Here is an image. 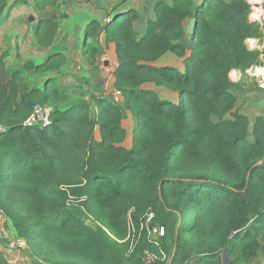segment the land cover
I'll return each mask as SVG.
<instances>
[{"label":"trees","instance_id":"16d2710c","mask_svg":"<svg viewBox=\"0 0 264 264\" xmlns=\"http://www.w3.org/2000/svg\"><path fill=\"white\" fill-rule=\"evenodd\" d=\"M25 1L0 0V16ZM33 1L41 11L59 2ZM145 10L142 31L134 8L84 28L93 36L103 27L115 45L114 86L138 123L130 147L113 100L63 107L55 78L30 87L17 70L2 80L0 58L1 241H24L35 264H250L264 248V117L239 112L230 75L260 62L246 42L261 30L252 4L158 0L153 16ZM58 17L39 20V45L53 43ZM84 46L96 64L98 49ZM167 53L184 70L154 64ZM65 61L55 52L25 68L56 71ZM39 104L52 107L50 122L28 124ZM151 211L165 230L155 239L144 225ZM0 264H11L1 250Z\"/></svg>","mask_w":264,"mask_h":264},{"label":"rangeland","instance_id":"374dc122","mask_svg":"<svg viewBox=\"0 0 264 264\" xmlns=\"http://www.w3.org/2000/svg\"><path fill=\"white\" fill-rule=\"evenodd\" d=\"M15 0L11 1L13 3ZM89 1L92 0H59L56 5H47L44 11L37 9L33 0H30L27 6H12L10 11L7 9L0 16V58L5 56V67L1 75V79L5 80L15 71H21V79L30 87H42L49 78H55L56 87L60 90L61 106L67 107L75 103L79 98L89 99L93 105L95 101L92 95L103 96L113 100L124 111L123 124L128 132L125 141L126 146H130L132 133L138 125L134 122L132 114L125 107V99L123 95L116 90L114 86V71L117 62L116 52L113 44L107 45L101 29L93 36H88L86 30L80 32L83 16L81 12H85L87 7H91ZM105 2V8L97 16V18L106 21L107 17L117 9H127L129 7H138L143 15H145V7L151 6L158 0H100ZM57 14L59 17L60 28L54 37L53 43L48 47L39 45L37 41V27L39 20L44 17H51ZM33 15L34 20L31 21L29 16ZM91 21V19H88ZM102 23V22H101ZM90 43L95 46L99 53L97 55L96 64H90L87 57L83 54L84 43ZM55 52H63L66 61L56 71L38 72L32 68H25V64L32 62L38 64L44 62L49 55ZM108 61V65H105ZM160 65H174L184 70L183 58L174 54L167 53L157 62ZM154 88L163 99L177 100V93L165 87L158 85H148ZM218 121L217 118H215ZM97 137H101L99 127L96 130ZM1 217V216H0ZM3 225L0 220V226ZM3 231V228L1 229ZM2 232L0 234V248L12 252L17 245H20L27 251L28 247L24 241L19 242H3L1 241ZM19 252V251H16ZM29 254V253H28ZM30 255V254H29ZM28 256L29 264H35ZM147 259V263H148ZM228 259H226V262ZM250 264H264V248L259 255L252 260Z\"/></svg>","mask_w":264,"mask_h":264},{"label":"crops","instance_id":"0c3cea01","mask_svg":"<svg viewBox=\"0 0 264 264\" xmlns=\"http://www.w3.org/2000/svg\"><path fill=\"white\" fill-rule=\"evenodd\" d=\"M11 1H13V0H9V3ZM196 1L199 2L202 0H196ZM248 1L252 4V9H253L252 13H251V18L259 23L261 30H260V34H258L255 37L248 38L246 40V42H247V45L249 46V48L260 51V62L259 63L264 64V0H248ZM29 2H30V0H27L25 2H21V3L17 4L15 7L19 8L20 5H22V4H23L22 6H27ZM89 4L91 7L90 8L87 7V10L85 12L80 13L83 16V22L81 24V30H79L80 32H83L86 25L90 22L88 20L89 18L91 20H93V19L99 20V22H102L101 23L102 25H104L105 22L110 18V17L109 18L107 17L106 21L105 20L102 21L103 19L97 18V16L99 14H102L101 12L103 10H101V9L106 7L105 6L106 4L104 1L92 0L91 2L89 1ZM153 4L151 6H149V4L147 5V7L150 9V15L151 16H153V10H152ZM46 8H47V6H46ZM10 9L11 8L8 7L7 12H8V10L10 11ZM127 9H131V7L127 8ZM134 9H137L140 11V9L138 7L134 8ZM122 10H126V9L123 8ZM114 14H116V13H114ZM44 18H49V17H44ZM146 22H147V17L145 14V16H141V20H140L141 31L144 29ZM102 28H101V32H102ZM102 34L104 36L103 32H102ZM110 44H113V43H110ZM113 46H114V50H115V45L113 44ZM171 54H173V53H171ZM164 56H166V54ZM116 57H117V55H116ZM156 62H154V64H156L158 66H162L160 64H157ZM250 69L251 68H248L247 70H243V71L239 70V69H234L233 71H231L230 75H231L232 80L237 84V87H235L233 89V92L238 97L237 109L239 110L240 113L248 116L251 119V121H254L257 117H260V116L264 117V88H262L259 85L257 76L253 75ZM123 114H124V111H123ZM123 117H125V116L123 115ZM123 126H124V124H123ZM133 133H132V138H133ZM127 137H128V132H127ZM127 137H126V139H127ZM97 138H99V137H97ZM126 139H125V141H126ZM125 141L123 142V144L125 143ZM131 145H132V140H131L130 146ZM130 146H126V147H130ZM0 216H1L0 220L2 223L3 222V214L1 213V211H0ZM2 228H3V225L0 226V234L2 232L1 231ZM5 242H7V241H4V243ZM17 246L19 248H16L15 250H13L12 252H9V253L7 251L1 249V248H0V250L5 254V256L8 258V260L10 261L11 264H29L28 263L29 258L27 256L29 254L27 253V251H25V249H23V247H21L20 245H17ZM16 251H19V252H16ZM30 258H31V256H30ZM31 260H32V258H31Z\"/></svg>","mask_w":264,"mask_h":264},{"label":"built area","instance_id":"2783aa9c","mask_svg":"<svg viewBox=\"0 0 264 264\" xmlns=\"http://www.w3.org/2000/svg\"><path fill=\"white\" fill-rule=\"evenodd\" d=\"M251 72L253 75L257 76L259 85L264 88V64L257 63L250 67ZM120 92V91H119ZM52 107L48 105H37L35 107L34 112L31 116L26 120L28 124L33 123H49L50 122V115H51ZM4 126L0 123V133L3 131ZM156 214L151 211L147 214L146 220L144 225H146L149 234L152 238L160 237L164 234V227L159 224L154 223V219ZM149 264V262L147 263Z\"/></svg>","mask_w":264,"mask_h":264},{"label":"water","instance_id":"95a60500","mask_svg":"<svg viewBox=\"0 0 264 264\" xmlns=\"http://www.w3.org/2000/svg\"><path fill=\"white\" fill-rule=\"evenodd\" d=\"M29 19H30L31 21H33V20H34V16H33V15H30V16H29ZM108 64H109L108 61H105V65H108ZM118 65H119V63L116 62V63H115V66L118 67Z\"/></svg>","mask_w":264,"mask_h":264}]
</instances>
